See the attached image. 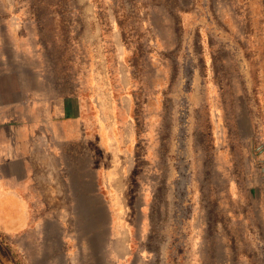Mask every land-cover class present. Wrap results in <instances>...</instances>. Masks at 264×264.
Masks as SVG:
<instances>
[{
  "label": "rangeland",
  "instance_id": "rangeland-1",
  "mask_svg": "<svg viewBox=\"0 0 264 264\" xmlns=\"http://www.w3.org/2000/svg\"><path fill=\"white\" fill-rule=\"evenodd\" d=\"M2 69L89 125L13 263L264 264V0H0Z\"/></svg>",
  "mask_w": 264,
  "mask_h": 264
},
{
  "label": "crops",
  "instance_id": "crops-1",
  "mask_svg": "<svg viewBox=\"0 0 264 264\" xmlns=\"http://www.w3.org/2000/svg\"><path fill=\"white\" fill-rule=\"evenodd\" d=\"M19 70H0V230L32 231L40 183L56 167L59 142L89 137L83 108L75 117L64 100L43 99ZM76 126V128H75Z\"/></svg>",
  "mask_w": 264,
  "mask_h": 264
},
{
  "label": "trees",
  "instance_id": "trees-1",
  "mask_svg": "<svg viewBox=\"0 0 264 264\" xmlns=\"http://www.w3.org/2000/svg\"><path fill=\"white\" fill-rule=\"evenodd\" d=\"M0 264H15L10 258V254L7 248L0 247Z\"/></svg>",
  "mask_w": 264,
  "mask_h": 264
}]
</instances>
